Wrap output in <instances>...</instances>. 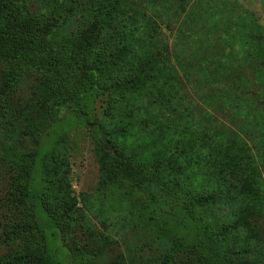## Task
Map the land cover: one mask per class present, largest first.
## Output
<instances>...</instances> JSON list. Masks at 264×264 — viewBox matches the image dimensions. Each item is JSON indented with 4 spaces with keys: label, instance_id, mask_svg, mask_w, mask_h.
<instances>
[{
    "label": "trees",
    "instance_id": "1",
    "mask_svg": "<svg viewBox=\"0 0 264 264\" xmlns=\"http://www.w3.org/2000/svg\"><path fill=\"white\" fill-rule=\"evenodd\" d=\"M123 4L127 2L0 0V62L34 69L26 74L27 79L21 68L7 73L0 86V264H62L37 221L30 183L41 136L66 111H75L94 88L111 92L104 119L86 122L99 163L98 190L124 188L130 193L143 186L154 187L151 201L163 206L176 200L180 215L179 222L172 219L174 238L162 252L147 242L148 253L144 246L133 248L121 235L123 251L111 258V264H264V96L244 99L243 105L251 110V126L229 128L233 139L224 146L228 150L232 142L240 152L228 150L224 155L225 150H217L214 170L220 172L207 176L209 165L202 166L209 155L203 151L222 146L221 138L206 129L183 125V115L190 117L192 110L179 89L182 79L177 68L166 61L172 52L163 53L158 43L152 50L144 46L142 38L131 33L132 27L143 25L129 20L131 15ZM79 13L81 19L92 14L96 20H83V26L63 32L64 25ZM261 64L264 70V61ZM260 97L262 106L258 105ZM147 98L150 107L157 105L153 129L141 130L135 123L118 120L129 115L128 106L139 102L138 111L143 109ZM229 107L234 111L238 106L231 102ZM65 141L63 136L42 161L40 206L49 221L66 220L84 228L76 210L90 211L91 196L81 193L72 199L69 195L70 169L62 160L61 148ZM188 160H193L199 172L189 171ZM211 182L217 185L215 192ZM218 182L229 186L232 193L221 191ZM237 199L241 205L230 211ZM131 213L132 209L117 215L134 226ZM99 226L107 231L104 220L99 219ZM181 228L190 229L195 237L204 236V253L198 255L196 244L181 241ZM167 235L158 231L154 242L165 236L169 240ZM86 242L85 254H91L87 264H98L93 246Z\"/></svg>",
    "mask_w": 264,
    "mask_h": 264
},
{
    "label": "rangeland",
    "instance_id": "2",
    "mask_svg": "<svg viewBox=\"0 0 264 264\" xmlns=\"http://www.w3.org/2000/svg\"><path fill=\"white\" fill-rule=\"evenodd\" d=\"M121 1L127 2V5L123 4L121 7L127 8L126 13L131 15L129 20H137L143 25L140 29L132 27L131 33L142 38L144 46L149 47V50L158 43L162 46L163 53L168 50L172 52L169 58L167 53L166 61H170L177 68L182 79L179 89L186 97L187 106L192 110L190 117L183 115V125L206 129L210 135H218L221 138L222 146L207 145L209 148L203 151V154L209 157L207 164L202 167L209 165L210 172L207 176L211 174L213 177L215 173L220 172L214 170L217 150H225L224 155L225 152L229 153L228 150L240 152L232 142L228 150V146L224 147L230 138L233 139L229 128L251 126V110L248 104L243 105L244 99L250 100L252 95L264 96V70L261 67L264 61V0H184L182 5L180 0ZM80 15L81 13L72 17L74 19L70 18L71 23L64 25L63 32L83 26V20L86 23L96 20L92 14L84 15V19H81ZM77 17L78 21L75 22ZM148 33L152 35V39ZM244 33L247 35L243 36ZM248 36L254 37V40ZM259 43L261 44L258 45ZM177 61L181 62V67ZM255 61L257 63H254ZM20 68L25 72V79L28 78L26 74L34 70L28 66L17 67L15 63L0 62V86L5 74L19 71ZM34 77L35 74L31 79ZM110 96V91L94 88L78 102L75 111H66L40 139L30 193L36 206L34 212L39 226L45 232L52 252L62 264H87L91 257V254H85L87 240L93 246V252L97 254L96 263L111 264V258L123 251V242L119 239L121 235L129 239L133 248L144 246L148 253V246H145L147 242L151 245L150 248L160 253L174 238L170 233L175 226L173 217L177 222L180 221V215L176 213V200L170 199L168 204L163 206L151 201L150 192L156 193L154 187L148 189L143 186L132 189L130 193L122 190L124 188H109L104 193L98 190L99 163L86 122L90 119H104ZM260 100L258 105L262 106L261 97ZM144 101L143 109L138 111V107H141L139 102L128 106L126 109L129 115L118 120L122 124L135 123L141 130L153 129L156 126L153 116L157 105L150 107L151 100L148 98ZM231 102L235 107L238 106L234 111L230 110ZM159 123H162L161 120ZM63 136L67 138L61 148L64 152L62 160L70 169L69 195L72 199H76L81 193L91 196L90 211L76 210V214L81 216L80 222L84 228L65 219L60 222L49 221L40 206L42 161ZM149 143L155 146L152 141ZM248 144L252 147L250 141ZM256 159L259 161L257 156ZM185 165L190 172H199L193 160H188ZM262 173L264 174V169ZM209 186L212 192L217 190L216 184L211 182ZM218 186L221 191L230 190L232 193L231 188L222 182H218ZM226 199L232 200L229 197ZM241 203L242 201L237 199L230 206V211ZM78 207L81 208L80 203ZM130 209V220H133L134 226L127 225V219L117 215ZM149 216L153 218L150 220ZM186 217L187 215H182V218ZM99 219L106 223V232L99 226ZM146 221L150 223L149 226ZM158 231L169 234L167 236L172 239L167 240L165 236L155 243L154 238ZM178 231L184 244H196L198 255L204 253L203 244L206 239L203 235L195 237L187 228ZM101 234L105 237H101Z\"/></svg>",
    "mask_w": 264,
    "mask_h": 264
}]
</instances>
